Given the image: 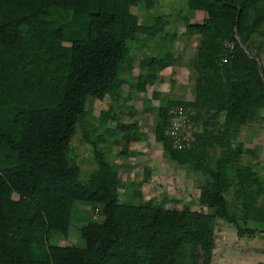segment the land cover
I'll return each mask as SVG.
<instances>
[{
  "label": "trees",
  "instance_id": "trees-1",
  "mask_svg": "<svg viewBox=\"0 0 264 264\" xmlns=\"http://www.w3.org/2000/svg\"><path fill=\"white\" fill-rule=\"evenodd\" d=\"M156 2L0 0V264H211L218 219L237 236L264 233V185L251 165L240 164L252 150L238 138L243 124L264 129V85L233 30L260 60L249 41L264 39V0H184L196 16L180 13L183 33L195 39V57L187 60L193 95L158 99L153 138L166 159L198 174L200 208L118 200L121 178L100 146L120 138L127 154L143 136L135 122L97 126L93 138L85 133L97 167L79 178L69 142L88 96L117 99L124 85L132 96L179 63L171 47L135 56L149 41L175 37L165 29L171 13L143 21L130 10ZM223 42L233 44L229 53ZM178 106L189 135L183 147L168 133ZM113 117L103 109L97 120ZM74 200L99 206L102 219L79 227L82 246L58 244ZM248 220L258 228L245 226Z\"/></svg>",
  "mask_w": 264,
  "mask_h": 264
},
{
  "label": "rangeland",
  "instance_id": "rangeland-1",
  "mask_svg": "<svg viewBox=\"0 0 264 264\" xmlns=\"http://www.w3.org/2000/svg\"><path fill=\"white\" fill-rule=\"evenodd\" d=\"M130 10L143 21H149L153 14L160 12L172 14L170 24L165 29L169 33H175L174 39L161 37L157 38V43L154 40L149 41L145 43L147 48L140 47L135 52V56H150L156 53V48L164 50L171 47L173 52L179 53V63L159 71L153 86H146L144 91H136L132 96L129 92L134 88L127 85L123 86L117 99L104 96L103 99L98 100L88 96L85 106L86 117L83 122L77 124L70 139L69 156L78 166L79 178L85 179L88 173L97 167V164L92 156V146L84 140V134L87 133L89 138H93L96 135L97 126L113 127L117 120L127 123L135 122L143 136L130 142L127 154L121 152L123 140L120 138L116 142L109 139L100 146L110 167L117 171L121 178V184L118 186V200L127 203L150 200L164 207L187 206L189 209H198L200 208L197 201L198 174L184 165H177L166 159L162 155L160 144L153 138V128L157 120L153 109L157 106L158 99L168 96L183 100L192 98L193 78L189 75L191 69L187 66V60L194 56L196 46L195 39L183 33L180 13L190 19L196 18L195 13L185 7L184 0H157L150 9L137 5L131 6ZM249 47H254L262 56L264 39L257 34L253 35L249 41ZM137 72L138 70L135 71ZM154 91L157 92L156 96L152 95ZM103 109H109L114 117L98 122V113ZM255 123L250 122L244 129L241 126L238 138L252 152L243 153L239 162L251 165L264 185V129L260 127V124ZM177 124L183 128L180 122ZM199 126L196 124V129ZM226 197L231 199L232 195L229 193ZM262 200L264 202V195ZM70 213L72 221L67 234L57 235L55 239L57 243L79 245L82 244L79 227L88 219L101 221L102 215L99 206L91 208L88 202L80 200L72 202ZM244 225L255 228L259 226L258 223L250 220ZM262 234L264 233L256 230L251 236H237L233 226L218 219L214 228L211 264H264Z\"/></svg>",
  "mask_w": 264,
  "mask_h": 264
},
{
  "label": "built area",
  "instance_id": "built-area-1",
  "mask_svg": "<svg viewBox=\"0 0 264 264\" xmlns=\"http://www.w3.org/2000/svg\"><path fill=\"white\" fill-rule=\"evenodd\" d=\"M233 44L231 42H223V48L226 50L227 53H229L232 50ZM226 58H222V61H225ZM175 114L173 116V120L171 121V125L168 128V133L173 137L174 143L179 146H187L188 145V134L185 133V126L187 123V120L185 122L183 113H182V108L181 106H178L177 108L174 109ZM177 119V121H176ZM178 122L181 123L180 128Z\"/></svg>",
  "mask_w": 264,
  "mask_h": 264
},
{
  "label": "water",
  "instance_id": "water-1",
  "mask_svg": "<svg viewBox=\"0 0 264 264\" xmlns=\"http://www.w3.org/2000/svg\"><path fill=\"white\" fill-rule=\"evenodd\" d=\"M236 18H237V16H236ZM233 30H234L235 39H236L237 44L239 45V47L245 52V54L247 56H249L250 58H252V59H254L256 61L257 69H258L259 75L261 76V79H262V82H263V85H264V73H263V69H262L260 60L258 59V57L256 55L250 54L248 52V50L245 48L244 44L242 43V41L240 40V37L238 36V34L236 32V26L233 27Z\"/></svg>",
  "mask_w": 264,
  "mask_h": 264
},
{
  "label": "crops",
  "instance_id": "crops-1",
  "mask_svg": "<svg viewBox=\"0 0 264 264\" xmlns=\"http://www.w3.org/2000/svg\"><path fill=\"white\" fill-rule=\"evenodd\" d=\"M252 49L254 50V47H252ZM195 54H196V52L194 53V56H191L190 58H194ZM262 56L264 57L263 53H262ZM262 56L259 53L260 63H261V66H262V69H263V73H264V58ZM247 124H249V123L243 124L242 125V129H244L245 126H248ZM58 244H61V243H58ZM62 244L63 245H70V244H65V243H62ZM82 245H83V242H82V244H79L78 246H82Z\"/></svg>",
  "mask_w": 264,
  "mask_h": 264
}]
</instances>
